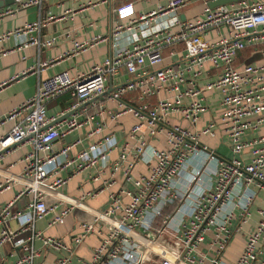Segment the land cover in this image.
Instances as JSON below:
<instances>
[{
    "label": "built area",
    "instance_id": "1",
    "mask_svg": "<svg viewBox=\"0 0 264 264\" xmlns=\"http://www.w3.org/2000/svg\"><path fill=\"white\" fill-rule=\"evenodd\" d=\"M42 1L12 0L13 7L0 10V17L17 9L39 7ZM193 1L204 4L200 15L190 20L178 18L177 10ZM208 1L166 0L165 5L136 14L131 3L117 7V22L109 33L113 38L149 26L156 19L171 18L168 24L162 23L94 63L88 71L70 75L62 70L38 80L34 94L0 118V123L14 121L0 136V159L10 149L28 147L19 158L18 173H0V191L19 184L16 198L28 196L19 211L10 210L12 201L0 207V243L7 240L22 250L6 264H39L35 260L46 251L58 253L51 264H70L73 246L91 234L99 243L82 264H264V208L258 211L257 222L244 232L237 257L231 262L223 258L232 237L241 233L249 220L257 191L264 189V133H257L264 128V55L257 64L232 65L246 43L264 39V0H237L215 7H209ZM39 25L38 21L24 23L0 33V40L13 35L21 47L51 45L52 39L28 35ZM210 30L216 31L213 41L202 38ZM106 38L93 35L73 41L68 54L84 51ZM174 45H180L182 60L162 66L163 50L171 51ZM205 62L217 73L198 84ZM44 66L46 63L40 64V68ZM119 67L132 78L113 87L109 99L117 103L119 112H129L136 119L127 133L134 144L123 142L108 168L111 174L120 171L130 187L110 192L104 210L88 209L92 219L78 224L80 232L72 237L71 244L43 236L34 223L52 209L44 197L56 196L57 188L70 176L98 162L102 170L108 153L117 147L111 134L98 137L74 154L69 150L78 141L60 147H54V142L82 124L76 117L78 111H86L85 106L107 89V78L116 75ZM131 91L136 103L122 102V96ZM206 91L218 93V113L203 127L193 130L168 124L167 118L177 112L194 125L205 109ZM63 93H68L72 102L47 115L46 103ZM154 95L155 102L149 103ZM218 125L228 139L231 157L227 160L219 161L213 150L199 143L201 135L212 137ZM99 130L96 125L91 133ZM254 131L250 138L242 139ZM145 135L162 136L163 146L150 145ZM139 159L146 164V172L131 176ZM65 171L69 172L61 175ZM98 178L99 171L93 180ZM94 195L87 192L75 199H62L68 205L53 214L47 225L62 223L69 212L84 207L85 197ZM8 219H19L18 228L9 230Z\"/></svg>",
    "mask_w": 264,
    "mask_h": 264
},
{
    "label": "crops",
    "instance_id": "2",
    "mask_svg": "<svg viewBox=\"0 0 264 264\" xmlns=\"http://www.w3.org/2000/svg\"><path fill=\"white\" fill-rule=\"evenodd\" d=\"M131 3L136 13L148 12L156 8L157 5H165L166 0H43L39 7L30 6L24 9H17L14 12L0 17V33L6 30H12L22 26L24 23L38 21L40 23L37 30L29 32L28 35L38 37L40 40L52 39L49 46L27 45L21 47L18 45L19 39L16 36H9L0 40V118L7 114L11 109L18 107L23 101L29 99L35 92L37 82L40 79L48 77L54 73L66 70L70 75H76L80 72L88 71L94 63L102 62L106 57L111 56L123 46L142 36L147 32L155 30L162 22L156 19L151 25L140 27L119 34L113 38L109 36L110 30L117 22L115 9L121 5ZM7 6L13 7V4L0 6V10ZM204 4L201 1H193L177 10L178 18L190 20L200 15ZM48 17H53L48 19ZM168 17V16H166ZM168 21L163 24H168ZM224 31V28H221ZM93 35H106L104 41L88 47L84 51L68 54L73 41H84ZM216 37V31L210 30L202 34V38L213 41ZM171 52V53H170ZM162 66L173 65L180 62L182 50L180 45H174L171 51L166 48L163 50ZM264 55V39H252L246 43L245 47L236 54L232 65L240 68L246 63L257 64ZM41 63L46 66L40 68ZM40 68V69H38ZM217 69L208 62L203 64L202 73L197 83L215 76ZM130 77L122 67L117 69V74L110 76L106 80L107 89L125 83ZM106 89V90H107ZM110 92V91H109ZM109 92L103 93L93 100V103L85 106L86 111H78L76 117L82 124L54 142V147H60L68 143L78 141L77 145L69 150V154L86 148L87 145L98 137L111 134L116 140L117 147L112 149L107 155L105 167L101 170L100 162L94 167H89L76 173L66 180L65 184L57 188L56 196H45L44 201L51 211L43 218L35 221L34 228L43 236L57 237L66 244H71V239L80 232L78 224L82 221H91V215L88 209L104 210L108 205V194L119 188H129L130 183L125 181L120 171L111 174L108 165L113 161L118 148L123 142L133 145L134 140L127 136L128 130L136 122V119L129 112H119L117 103L109 99ZM162 93L159 94L162 96ZM157 96L149 97V103L155 102ZM124 103H136L134 91L125 93L120 99ZM72 102L68 93H63L56 98L48 101L45 105L46 114L52 115L65 109ZM218 93L216 91L204 92L205 109L200 113L198 120L194 125L183 119L179 113L171 114L168 118L169 125H179L193 130L203 127L208 120L218 113ZM89 117H91L89 119ZM14 121L8 120L0 123V136L4 135L13 125ZM99 125L98 133H91L92 129ZM215 134L212 137L201 135L199 143L213 150L215 157L221 160H227L231 157L228 139L220 126L215 127ZM256 131L247 132L242 139L250 138ZM257 133H264V128H260ZM144 139L157 148L163 146L162 136L148 137ZM27 145H20L10 149L0 159V173L4 170L18 173L21 168L19 158L27 150ZM243 160L247 161V154L243 155ZM99 171V178L93 180V176ZM69 171L62 172L65 176ZM146 172V164L139 159L134 164L130 174L135 176ZM2 177L0 175V181ZM21 186L12 184L9 188L0 191V207L7 202L12 201L10 210L19 211L28 199L27 195L18 196ZM87 192H95L92 197H85L82 201L84 207L75 208L69 212L60 224L47 225L53 214L60 211L62 207L68 205L67 199H75ZM126 201V199H122ZM264 208V189H259L257 195L250 207L249 220L243 225V231L237 239H233V248L228 246L223 253L227 262L233 261L242 246L244 232L257 222L259 218L258 211ZM6 227L9 230H15L19 226V219H8ZM3 226L0 225V230ZM26 236V234H22ZM15 238L12 242L16 241ZM235 241L238 242L237 247ZM99 243V238L94 235H87L83 240L73 246L70 264H82L91 255V250ZM38 246V243H35ZM22 250L19 245H12L10 241L4 240L0 243V264H6ZM58 253L53 251L42 252L41 256L35 261L39 264H51Z\"/></svg>",
    "mask_w": 264,
    "mask_h": 264
},
{
    "label": "water",
    "instance_id": "3",
    "mask_svg": "<svg viewBox=\"0 0 264 264\" xmlns=\"http://www.w3.org/2000/svg\"><path fill=\"white\" fill-rule=\"evenodd\" d=\"M233 1H237V0H211V1H208V2H207V5H208L209 7H215V6H217V5H221V4H225V3H229V2H233ZM10 3H12V0H2V1H0V6H2V5H8V4H10ZM109 91H110V89H107V90H105L103 93H108ZM103 93H102V94H103ZM85 104H87V103H84V104L78 105V106L75 107L74 109H72V110L66 112V113H65L63 116H61L60 118H63V117H65V116H67V115L73 113L74 111H77L79 108H81V107L84 106ZM58 119H59V118H58ZM0 153H1V152H0Z\"/></svg>",
    "mask_w": 264,
    "mask_h": 264
},
{
    "label": "rangeland",
    "instance_id": "4",
    "mask_svg": "<svg viewBox=\"0 0 264 264\" xmlns=\"http://www.w3.org/2000/svg\"><path fill=\"white\" fill-rule=\"evenodd\" d=\"M168 21V17H165L164 19H159V21L158 22H162V23H166ZM238 238V235L237 234H235L233 237H232V239H231V241H230V243H229V247H230V249L232 250V249H235V248H233L234 247V245L233 244H231L232 243V241H233V239H237ZM235 246L237 247V244H238V242H236L235 241ZM223 258L225 259V255H223Z\"/></svg>",
    "mask_w": 264,
    "mask_h": 264
}]
</instances>
